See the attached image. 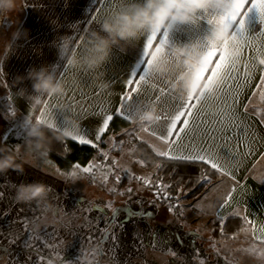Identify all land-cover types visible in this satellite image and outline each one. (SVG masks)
Wrapping results in <instances>:
<instances>
[{
	"label": "crops",
	"instance_id": "obj_1",
	"mask_svg": "<svg viewBox=\"0 0 264 264\" xmlns=\"http://www.w3.org/2000/svg\"><path fill=\"white\" fill-rule=\"evenodd\" d=\"M95 2L96 0H25L24 7L18 10L6 24L8 33L3 36L4 46L0 52V138L6 135L8 140L14 131L18 133V128L25 133L21 126L24 117L28 115L35 119L39 116V109L43 108L46 100L55 105V109H50L48 113H51L58 127L63 128L65 117L72 116L79 123L78 132H86L89 136H94L97 120L92 115L93 111H99L100 107L107 108L109 105L114 108L120 102V94L124 91V81L128 78L130 67L135 66L142 55L143 38L129 46L114 47L110 59L98 70L104 73L103 79L111 84L107 90L96 87L95 73L69 67L66 63L67 54H61L59 49L60 36L68 34L72 44L78 45L82 36L87 35L92 29H99V25H91L89 28L87 21L91 16L98 18L125 3L126 0H104V3L100 4ZM98 9L102 11L98 12ZM220 12L221 10L215 9L205 10L200 12L193 22L174 23L171 28L166 29L168 39L166 46L197 40L206 45L204 36L210 30L208 19ZM52 21L56 23L53 24ZM245 27L248 34L253 36L264 28L257 10L253 9L245 17ZM17 29H26L27 38L12 41V33ZM164 31L165 29H161L158 38L163 36ZM259 43L258 41L257 47ZM257 56H264V51L254 50L247 45L241 48L238 74L243 77L245 74L243 65L247 64V74L250 76L249 83L241 89L243 92L241 99L244 102H247L246 98L251 96L253 86L259 83L260 75L264 74V66L256 63ZM42 65L48 66L58 79L65 82L66 94L63 97L33 93L30 79H25L21 84L15 82L18 75L27 76V72L32 67L39 68ZM65 69H67L66 75L62 76ZM176 71L178 69L166 76L160 75L163 83H158L157 88L171 86L175 80ZM21 87L26 88L27 93L21 95L18 91ZM172 91L180 95L173 88ZM256 91L259 92V89ZM156 94L154 89H149L147 94L140 96L138 104L132 105L133 110L135 111L137 105L143 108L155 105L160 114L161 103L154 102ZM37 99L40 100V104L35 103ZM163 103L168 106L170 101L165 98ZM251 104L258 107V95L252 97ZM61 105L64 107L61 108ZM216 108L215 103H210L206 110L212 113L216 111ZM212 118L211 115L207 117L209 120ZM244 119L247 120V118ZM128 122L131 125L125 130L140 126L137 120ZM160 123L157 122L156 125L151 126L157 127ZM144 124L148 125V123ZM249 125L252 126L249 127ZM242 128L243 131L241 128H236L228 132L227 136L219 132L214 133L215 142L212 145L220 163L234 174L235 179L219 176L217 180L212 181L215 187L210 188L208 185L204 192L192 201L202 205V212L210 214L207 216L212 219L226 218L233 212H239L240 217L247 216L259 229L264 226V169L262 167L260 170L259 167L264 158V125L259 124L258 120H247L242 124ZM125 130L110 136L124 134ZM140 135L148 141L147 144L154 146L157 150L165 148V145L154 137L146 133H140ZM129 137L133 142V137ZM13 139L15 141H11L9 146L16 149L20 157L34 161L32 166L25 165V172L22 175L12 170L0 173V193H3L0 203H4L0 205V233H2L0 244L10 247L11 251V255L0 252L2 257L0 264H13V262L14 264H37V258H32L31 262L27 257H18L17 260L19 251L17 244H33L31 248L34 251L45 253L47 257L54 260H51L52 264H89L88 260L83 263L75 259L64 260L67 252L85 250L97 241L94 239L89 241L87 237L93 236L92 233L83 231V227L88 225L78 211H73L74 202L66 197V192L78 190L79 184L70 182L68 176H60L56 172L55 161L34 149L29 140L16 139V137ZM23 143H28L27 152H24L22 148ZM209 144H212V141H209ZM104 145L105 143L100 144L101 150L104 149ZM98 169L99 171L94 170L93 174H86V178L79 182L88 179L91 183L99 184L98 181L102 178L100 177L101 168ZM34 181L48 185V199L53 205H57L58 210L61 209L62 216L52 217L49 207L44 204L30 209L24 206L28 203H21L15 199L17 185ZM230 190L232 193L230 202L221 207V202ZM189 219L191 222L198 221L193 214L189 216ZM88 220L93 222V219ZM19 229L24 230L25 236L18 235ZM249 233L255 244L264 246V235H261L259 231L255 234L251 231ZM257 236H260V239H257ZM10 237H18L16 243L11 246L7 244ZM62 259L63 263H60ZM102 263L101 261L100 264ZM44 264H47V259Z\"/></svg>",
	"mask_w": 264,
	"mask_h": 264
},
{
	"label": "snow or ice",
	"instance_id": "obj_2",
	"mask_svg": "<svg viewBox=\"0 0 264 264\" xmlns=\"http://www.w3.org/2000/svg\"><path fill=\"white\" fill-rule=\"evenodd\" d=\"M97 4L104 3V0H96ZM27 6V5H26ZM253 9L257 10L259 13V19L262 24H264V0H232V5L229 9L221 11L218 15H213L208 19V22H216L221 24L231 30L230 36L232 41L238 42L240 48L247 45L249 48L258 51H264V28L259 32H256V35L253 36L248 34L245 27V17ZM102 11V9L97 10ZM89 28L91 25H99L97 16H91L87 21ZM235 25V27H234ZM167 28L163 33V36H159L161 29L156 28L151 30L149 33H146L143 37L142 45V55L137 61L136 65L130 67L128 72V78L124 81V91L120 94V102L113 108L109 105L107 108L100 107L99 111H93L92 115L96 118L97 123L95 125L94 136H89L86 132H77L71 139L73 141H78L81 145L91 146L93 149H96L97 152L105 159H111V163L107 164L108 171L115 176V181L118 184L121 177L115 175L112 170L117 167L118 161L109 156L108 151H103L100 149L101 143H106L104 137L111 131V125L116 119H122L124 121H135L136 114L133 110L132 105L138 104L141 95L148 93L149 89H154L156 91L155 103H161V112L159 114V121L161 122L157 127H152L154 124H140L138 128H133L131 130H125L124 135L133 137L135 141L140 143L147 144L148 141L144 139L140 133H146L151 137H154L156 140L160 141L165 148L163 150H157L154 146L149 145L152 148V151L159 158H162L165 162H176L177 164H182L184 166H194L200 165L203 166L204 175L201 179L197 181L201 186L207 184L210 188L215 187L212 183L211 176L213 173L223 177H229L235 179L234 174L231 171L226 170V168L220 163L218 156L213 151V144L215 142L214 133L219 132L221 135L227 136L228 132L233 131L236 128H242V124L247 122V120H258V123L264 125V108H259L251 104L252 97L259 96L261 102H264V74L260 75L259 83L253 86V91L251 96L247 97V102L242 101L241 97L243 92L241 89L244 85L248 84L250 81V76L247 74L248 65H243L245 69V74L241 77L238 74V64L240 57L230 56L226 49L229 47V41L217 46H208L204 47V58L198 65V68L195 72V78L199 81H204L205 87L200 88L198 91L193 89L189 91L186 95H176L171 86L165 85V88H157L158 83H163L162 77L152 70V65L155 60V54L153 49L163 50L168 43L167 39ZM259 47H257V42ZM81 42V40H80ZM79 42V43H80ZM155 42V43H154ZM70 67V66H69ZM255 67V65H253ZM67 69H65L66 75ZM220 78V83L216 84V78ZM207 85H212V88L209 89ZM259 89V92L256 91ZM52 97V96H49ZM67 98V97H65ZM170 101L168 106H165L163 102ZM36 104H40V100L35 101ZM210 103H215L217 106L216 111L209 113L207 105ZM203 105V107L201 106ZM50 109H55L49 100L44 102L43 108L39 109L40 115L35 117L38 122H42L45 113ZM211 115L213 118L211 120L207 117ZM244 118H247L245 120ZM217 125L219 127H217ZM66 126V121H65ZM64 126V127H65ZM252 125H249L251 127ZM50 128H55L60 130L56 122H53L49 125ZM206 137V139H205ZM7 136L0 138V143H6ZM109 140H112V148L119 144H123L124 141L119 140L118 137H109ZM209 141H212V144H209ZM17 149L19 146H16ZM134 149L129 150V154H132ZM137 163L143 165L145 162L143 160H137ZM164 164H157L156 167H163ZM74 168L78 169L79 172L83 174H93L95 169L101 168L102 165L95 162L90 163L86 166H81L80 164L73 165ZM59 172V170H57ZM64 174V173H60ZM66 175H69L67 173ZM108 174H105L103 179L104 182L108 181ZM136 180H139L145 186L155 187L157 191L155 192L156 196L163 195L166 200H172L173 197L166 189L170 188L171 185L164 184L162 180L154 182L149 177L144 176H135ZM222 182V181H221ZM109 191L115 192V187L110 188ZM128 193L133 191L132 188L126 190ZM231 190L226 195V197L221 202L220 206L227 205L231 200ZM121 196L124 195V192L120 193ZM3 193H0V198H2ZM178 201V197H176ZM113 202H106L103 207L97 206V209L103 211L104 208L108 212L104 213V218L107 222L112 223L113 228H108L107 226L104 229H100V242L103 243L109 239V233L111 232V239L114 247H118L120 244L119 234L114 232L113 229L119 227L121 231L124 230L125 223L128 221V216H125V220L121 221L118 219L120 209H117L112 206ZM181 207L177 202L176 204L169 205V211L173 212L175 208ZM89 208L87 211H91ZM133 218H144L152 217L153 213L145 211L144 209L131 210ZM235 215L239 217L241 214L236 212ZM100 217H97V223ZM243 221L246 225H249L248 228H241L240 231L249 232L251 231L255 234L256 231H259L261 235H264V226L257 229L253 221H250L247 216L243 217ZM85 224L91 225V222L88 218H85ZM219 227L221 234L224 233V219L221 218L219 221ZM93 230L94 229H90ZM2 235V233H0ZM153 237L152 247H159L161 250H164L163 243L157 240V233H150ZM89 241L94 239V236L87 237ZM229 238H235V234ZM260 239V236L256 237ZM16 238H9V246L14 245L17 241ZM134 240H140L141 237L139 234H133ZM177 242L182 245V239H177ZM144 245H141L143 247ZM25 248H28L29 245L25 244ZM95 251V250H93ZM194 254L198 250H193ZM246 253L258 256V258L264 262V252H260L257 248L241 249ZM0 252H4L8 255H11L10 247H5L0 244ZM167 254L172 257H176L178 253L169 248ZM2 258V257H0ZM18 260V256L16 257ZM47 259V264H52L51 260L46 258L43 254L37 256V264H44ZM32 257L28 258V261L31 262ZM14 264V262H13ZM197 264H203L202 261L197 262ZM231 264V262H229Z\"/></svg>",
	"mask_w": 264,
	"mask_h": 264
},
{
	"label": "clouds",
	"instance_id": "obj_3",
	"mask_svg": "<svg viewBox=\"0 0 264 264\" xmlns=\"http://www.w3.org/2000/svg\"><path fill=\"white\" fill-rule=\"evenodd\" d=\"M25 0H0V18L11 15L24 7ZM232 0H126L125 3L108 11L97 19L99 29L90 30L87 35L81 37L78 45H73L68 34L60 36L59 49L61 54H67L66 63L72 68L81 69L85 72L95 73V85L97 88L107 90L111 87L108 80L103 79L104 73L98 71L110 59L114 47L121 45L129 46L140 41L146 33L160 28H171L174 23L186 24L198 18V14L205 10H227L231 7ZM53 24L56 21H52ZM209 32L204 36L208 46H217L229 41L227 53L232 57L241 54L238 42L232 41L231 30L216 22L209 23ZM26 29H17L12 33V41L27 38ZM204 47L201 41H190L186 43L165 46L163 50L153 49L155 60L152 70L158 75L166 76L176 71L172 88L181 96L189 91L204 88V81H197L195 72L204 58ZM256 63L264 66V56H257ZM25 79L32 81L33 93L46 94L47 96L63 97L66 94L65 82L42 65L39 68L32 67L27 76L18 75L15 78L17 84ZM76 83V82H74ZM215 83H220L217 77ZM209 89L212 85H207ZM21 95L27 93L26 88H19ZM64 106L61 105V108ZM137 123L154 124L159 121V112L155 105L143 108L137 105L135 108ZM66 126L60 130L50 128L54 122L51 113L46 112L42 122H38L31 116L26 115L21 126L27 138L34 148L45 154L50 151L52 140L63 142L71 139L79 131V123L72 116L65 117ZM25 165L32 166L27 158L17 154L16 149L0 144V173L9 170L24 174ZM77 170L69 172L68 178L73 182L80 179ZM49 187L43 182L34 181L21 183L16 186L15 199L21 203L44 204L50 209L54 208L48 199Z\"/></svg>",
	"mask_w": 264,
	"mask_h": 264
},
{
	"label": "rangeland",
	"instance_id": "obj_4",
	"mask_svg": "<svg viewBox=\"0 0 264 264\" xmlns=\"http://www.w3.org/2000/svg\"><path fill=\"white\" fill-rule=\"evenodd\" d=\"M15 13L0 18V52L4 46L3 36L8 33L6 24ZM258 107L264 108V102H261L260 99ZM16 133L14 131L12 137L18 139L19 135H16ZM109 137H118L124 143L119 144L117 142V146L112 148L113 141L109 140ZM105 141L103 151H108L109 156L118 161L117 167L112 172L115 175H119L121 179L117 184L115 176L106 167L107 164L111 163V159L105 160L103 157L99 161H95V163L102 165L100 169V177L102 179H99V184L91 183L88 179L79 182L86 178V174L83 173L80 179L75 182L68 179L70 182L78 183L79 185L78 190L66 192V197L74 202L72 205L73 211H78L84 220L86 217L93 219L91 226H84L83 231L91 232V235L96 236L94 240L97 241L85 250L67 252L64 257L65 261L75 259L77 262L83 263L88 260L89 264H100L101 261L103 262L102 264H197L199 260L203 264H229V262L231 264H264L258 256L240 251L241 249L257 248L260 252H264V246L255 244L249 232L242 231L234 241H217L211 233L214 219L207 216L210 214L202 212V205L200 206V204L187 199L184 191H181L177 196L179 198L178 201L176 198L166 200L162 196L158 197L155 195L157 191L155 187L145 186L139 180H136L135 176H144L152 179L153 173L144 170L140 163L130 157L129 150L133 148V142L128 135H109ZM23 142H26V140H23ZM22 146L24 152L29 150L28 143H23ZM259 167L260 170H262V167L264 169V158L260 162ZM95 170L99 171V169ZM105 174H108L109 177L106 185L103 179ZM113 187H115L116 191H109ZM128 188H132L133 191L128 193L126 191ZM121 192H124L123 196L120 195ZM109 201L113 202V207L120 209L119 220L123 221L125 216H128V221L125 223L123 231L119 227L113 229L114 232L119 234L120 244L118 247L113 245L111 232L109 233V239L104 241L105 243L100 242V229H104L106 226L113 228V226L112 223L107 222L104 218V213L108 212V210L104 208L103 211H100L97 206L103 207ZM177 202L181 207L175 208L173 212H170L169 205ZM0 205H4V203H0ZM24 206L30 209L35 206L40 207L35 202L24 204ZM56 206L54 204V207ZM89 208L92 210L87 211ZM141 208L152 212L153 216L150 218H133L131 210L139 211ZM205 210L207 209L205 208ZM49 212L52 217L62 216L60 215L62 214L61 209L58 210L57 207L49 208ZM192 214L198 218V221H190L189 216ZM97 217H100L98 223ZM90 229H94V231ZM24 233L23 229L18 230L20 237L25 236ZM134 233L139 234L141 239L134 240ZM150 233L158 234L156 239L163 243L164 250L151 246L153 237ZM178 238L182 239V245L177 242ZM28 245L29 247L25 248L23 244H17L19 248L18 257L37 258L38 255L43 254L46 258L54 261L51 257H47L45 253L34 251L31 248L33 244ZM141 245L144 246L141 247ZM169 248L175 250L178 255L172 257L167 254ZM194 249L198 250L195 254ZM59 262L63 263V259Z\"/></svg>",
	"mask_w": 264,
	"mask_h": 264
},
{
	"label": "trees",
	"instance_id": "obj_5",
	"mask_svg": "<svg viewBox=\"0 0 264 264\" xmlns=\"http://www.w3.org/2000/svg\"><path fill=\"white\" fill-rule=\"evenodd\" d=\"M131 124L128 121L122 119H116L111 125V131L104 137L107 138L110 134L119 133ZM20 139H26L27 136L18 128V133ZM11 141H15L13 137H9L6 144H10ZM30 142V141H29ZM31 146L34 148L32 143ZM35 149V148H34ZM133 152L130 157L137 161L143 160L145 163L141 165L144 170L152 172V179L154 182L162 180L164 184L171 185L170 188L166 189L174 198H176L181 191L185 192V197L189 200L196 199L200 194L204 192L207 184L201 186L197 183L204 175L203 166H184L182 164H177L176 162H165L162 158H159L149 147V144L140 143L139 141H133ZM47 156L52 158L56 163V172L63 177H66L75 164H80L81 166H86L90 163L98 161L101 159V155L96 149H93L88 145H81L72 139H67L63 142H58L52 140L50 151L45 153ZM34 160H32L33 162ZM157 164H164L163 167L157 168ZM59 170V172L57 171ZM60 173H64L63 175ZM219 178L215 173L212 174L211 179L217 180ZM236 212H233L224 219V233L221 234L219 221L221 218H215L212 224V236L215 240L224 241H234L237 236L242 232L241 228H248L242 217H237ZM235 234V238H229ZM105 243V242H104Z\"/></svg>",
	"mask_w": 264,
	"mask_h": 264
},
{
	"label": "built area",
	"instance_id": "obj_6",
	"mask_svg": "<svg viewBox=\"0 0 264 264\" xmlns=\"http://www.w3.org/2000/svg\"><path fill=\"white\" fill-rule=\"evenodd\" d=\"M72 170H77L76 168H74V167H72V169H71V171ZM79 171V170H78ZM81 175H80V177L82 176V173L81 172H79ZM162 197H164L163 195H161Z\"/></svg>",
	"mask_w": 264,
	"mask_h": 264
},
{
	"label": "water",
	"instance_id": "obj_7",
	"mask_svg": "<svg viewBox=\"0 0 264 264\" xmlns=\"http://www.w3.org/2000/svg\"><path fill=\"white\" fill-rule=\"evenodd\" d=\"M100 249H101V247H100Z\"/></svg>",
	"mask_w": 264,
	"mask_h": 264
}]
</instances>
